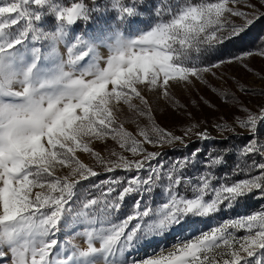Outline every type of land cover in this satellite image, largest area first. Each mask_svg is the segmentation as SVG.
<instances>
[{"label": "snow or ice", "instance_id": "obj_1", "mask_svg": "<svg viewBox=\"0 0 264 264\" xmlns=\"http://www.w3.org/2000/svg\"><path fill=\"white\" fill-rule=\"evenodd\" d=\"M94 16L92 32H73ZM262 20L264 0H0V264H264V210L197 227L264 199V103L249 108L237 93H257L235 78H224L235 90L206 79L237 66L264 81V67L249 65L264 46L230 51ZM197 83L231 101V122L197 121L189 106L216 105L174 95ZM150 95L186 115L180 134L157 123ZM213 131L225 142L249 135L227 176L217 175L227 143L167 165L150 150L212 141Z\"/></svg>", "mask_w": 264, "mask_h": 264}, {"label": "rangeland", "instance_id": "obj_2", "mask_svg": "<svg viewBox=\"0 0 264 264\" xmlns=\"http://www.w3.org/2000/svg\"><path fill=\"white\" fill-rule=\"evenodd\" d=\"M99 2L101 4L106 5V4H108L109 0H99ZM101 22L102 21H100L98 16H94L91 21H80L76 26H74L73 32L77 33V34H88V33L92 32L98 26V24ZM262 22H264V20ZM45 23H46V25L50 26L51 25V18H48L45 21ZM259 23L260 22H258L256 25H258ZM260 27L262 29L263 38L261 41L262 44L259 47L264 46V25L260 24ZM60 50H61V52L64 51L63 46H61ZM231 52L234 53L237 51L234 50ZM102 53L104 55H107L106 51H104V50H102ZM249 65L254 70L255 73H260L261 68L264 67V59H261L258 57L253 58L252 60L249 61ZM215 71H216V76L222 77V78L217 79L211 75L206 76V79H207L209 85L215 86L220 90H228V89L235 90V86L232 84L231 79H227V82H225V79H224V78H235L237 81H239L240 84L245 85L246 87H248L249 89H251L252 91L257 93V95H252V94L243 95L241 93H237V96L239 97V99L242 100L245 104H247V106L249 108L255 110L261 103H264V96L258 94L261 92V90H264V81H262L258 75L245 72L244 69L237 67V66L226 67V68H223L220 70H215ZM174 95L182 103H188L189 100H191V99H197L198 97L203 96V97L211 100L216 105V109H217L216 111H213L209 108H206L203 105H200L199 109L192 108L191 106H189L188 111L192 112L195 120H197V121H203V120L207 119L209 121V124H211L212 122H215L218 117H221V116L226 117L229 122H231L233 119V113L235 112V109L231 107V101L227 105L224 104L216 95H214L210 91L209 88L205 87L202 84L197 83L195 85V87L191 88L190 90L176 89L174 91ZM150 99L152 101L153 108L155 109V115L157 118V123L161 127L165 128L169 131H172L175 134H180L182 125H185L187 123L186 115H181L178 112H174L172 110L171 106L166 101H164V100L158 101L154 95H150ZM125 115H127V112H125L121 115V119H123ZM240 115L243 116V113H241ZM145 122L146 121L141 119V123H145ZM125 127L128 130L135 132V126L134 125H132L130 123H126ZM202 127H203V125H202ZM237 131L239 132L242 130L237 128ZM212 135L216 137V139H215L216 141H219V142L222 141V139L218 133L213 131ZM224 135L233 136L231 133H225ZM239 136H235V137H239ZM241 136L249 137V135L247 133H245ZM215 140H212V141H215ZM194 141H199V140H197V138L195 136H192L187 141V143H188L187 147L182 146V145H176L175 147L165 146L162 149L157 148V149H150V150L162 152V155L160 156L159 160L161 163H164L165 165H167L173 161L166 159L167 157L166 158L164 157V152H169L172 149H175L176 147L188 148L192 143H194ZM199 142H202V141H199ZM108 144L111 147H116L114 142H112L111 140L108 141ZM95 147L97 149H100L103 147V145L98 143L95 145ZM117 150L119 151L118 148H117ZM177 153L175 151V155H177ZM125 154L130 156V154H128V153H125ZM79 155H80L81 159L84 160L85 162L92 163L91 158L88 157L86 154L81 153ZM174 160H179V158H176ZM153 163H155V161ZM194 171L195 170L193 169L191 172H194ZM109 175L123 176V175H128V174L121 172V171H117L116 173L109 174ZM103 178H104L103 176L96 178V182H99V180L103 179ZM134 199H135V197H129L127 199L126 204L120 213V217H123L124 215H126L130 211ZM161 199L162 198L160 197V195L157 194V196L155 198L156 202H160ZM262 210H264V203H263V205H261V207H259V210H255V211L249 210V209L242 207L241 205L238 204L232 210H225V211H222L221 213H219L218 215H216L214 217L201 219L200 221H198L197 227L201 228V229H206L212 225L218 224L220 221H222L224 219H230V218H234V217L241 216V215H247V214H251V213L262 211ZM238 234H242V233H238ZM67 236H68V232L66 230H62L59 233V239L61 241H64L67 238ZM76 243L80 244L81 247H85L82 238H77ZM144 252H145V250L142 249L139 252V255H141V256L144 255Z\"/></svg>", "mask_w": 264, "mask_h": 264}, {"label": "trees", "instance_id": "obj_3", "mask_svg": "<svg viewBox=\"0 0 264 264\" xmlns=\"http://www.w3.org/2000/svg\"><path fill=\"white\" fill-rule=\"evenodd\" d=\"M263 21V20H262ZM260 21V23L258 25H255L251 28V30L248 32V34L244 37L243 41L237 45L234 46L230 49V51H234L236 50L237 52L240 51L241 49H255L257 47H259L262 43V38H263V34H262V29L260 27V24L264 25V22ZM262 133H264V129L261 130ZM230 140L228 141H208V142H199V141H194V143H192L188 148H184V147H176L175 149H172L169 152H164V157L168 160L174 161V159L176 158H186L188 157L189 153L192 152L195 148H200L204 151L205 155L209 152L211 153H216L217 151H219V145L222 143H227L229 145L228 148V153H229V161L227 163L226 166L220 168V170L217 172L218 176H227L231 173L232 168L234 167L235 164V156H238V149L240 146L244 145L245 142L249 139V137H245V136H239V137H235L230 136ZM174 151V152H173ZM175 151L177 153V155H175ZM177 156V157H176ZM249 159H255V160H260L259 156H252ZM203 165L201 164V167ZM193 169H190L189 172H191ZM232 179L238 180L241 179L242 176L239 175H232L231 176ZM264 203V199H261L259 196L257 195H252L247 197L245 200H242L239 205H241L242 207H245L249 210L255 211V210H259V207H261V205H263Z\"/></svg>", "mask_w": 264, "mask_h": 264}]
</instances>
